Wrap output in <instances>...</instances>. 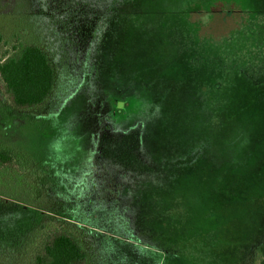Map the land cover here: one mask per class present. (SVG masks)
Here are the masks:
<instances>
[{
  "label": "rangeland",
  "instance_id": "1",
  "mask_svg": "<svg viewBox=\"0 0 264 264\" xmlns=\"http://www.w3.org/2000/svg\"><path fill=\"white\" fill-rule=\"evenodd\" d=\"M0 34L59 73L33 111L0 81V264L65 224L89 264L263 260L264 0H0Z\"/></svg>",
  "mask_w": 264,
  "mask_h": 264
},
{
  "label": "trees",
  "instance_id": "2",
  "mask_svg": "<svg viewBox=\"0 0 264 264\" xmlns=\"http://www.w3.org/2000/svg\"><path fill=\"white\" fill-rule=\"evenodd\" d=\"M119 1L121 4L133 0ZM0 81L5 96L13 107L22 111H33L46 105L54 96L59 73L54 59L46 50L37 45H29L13 56L9 52H0ZM31 161L22 152L0 148V173L24 171ZM89 262L90 255L84 235L69 224L44 231L32 255V264ZM259 264H264V258Z\"/></svg>",
  "mask_w": 264,
  "mask_h": 264
}]
</instances>
